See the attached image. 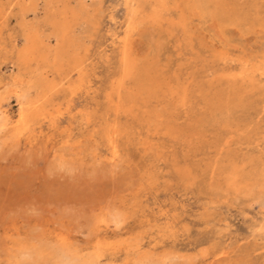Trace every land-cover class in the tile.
Returning a JSON list of instances; mask_svg holds the SVG:
<instances>
[{
  "label": "rangeland",
  "instance_id": "obj_1",
  "mask_svg": "<svg viewBox=\"0 0 264 264\" xmlns=\"http://www.w3.org/2000/svg\"><path fill=\"white\" fill-rule=\"evenodd\" d=\"M0 110V264H264V0H0Z\"/></svg>",
  "mask_w": 264,
  "mask_h": 264
},
{
  "label": "bare ground",
  "instance_id": "obj_2",
  "mask_svg": "<svg viewBox=\"0 0 264 264\" xmlns=\"http://www.w3.org/2000/svg\"><path fill=\"white\" fill-rule=\"evenodd\" d=\"M207 1V0H206ZM157 2V5H158V8L163 9L165 6H166V0H156ZM80 5V4H79ZM157 12V11H156ZM155 12V13H156ZM85 13V12H84ZM83 14V13H82ZM86 14V13H85ZM157 14H159V12H157ZM164 19V18H163ZM80 25V24H79ZM130 29H132V23L129 25V32H130ZM58 36V35H57ZM73 37V36H71ZM73 42V41H72ZM74 42H75V39H74ZM74 44V43H73ZM122 55H123V62H125V72L129 69V61H128V40H127V37L126 39L123 41V49H122ZM246 66V65H245ZM229 70V69H228ZM230 71V70H229ZM84 73V72H83ZM7 115L2 112L0 110V122L2 123L3 121H5V123L7 122ZM1 126V125H0ZM115 155H113V158H114ZM110 164H113L110 163ZM260 193V192H259ZM259 205V204H258ZM261 206V205H260ZM263 210V209H262ZM64 243V242H63ZM69 255V254H68ZM68 255H65V254H61V256L63 258H65V262L67 264H96L95 261H82V259L80 258H70ZM63 260V259H62Z\"/></svg>",
  "mask_w": 264,
  "mask_h": 264
}]
</instances>
